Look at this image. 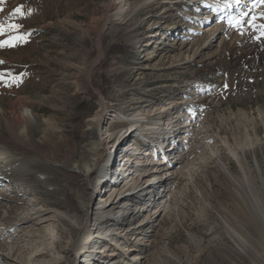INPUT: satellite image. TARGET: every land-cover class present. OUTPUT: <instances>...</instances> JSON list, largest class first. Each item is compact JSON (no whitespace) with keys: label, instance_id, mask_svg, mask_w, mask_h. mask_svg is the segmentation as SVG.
Returning <instances> with one entry per match:
<instances>
[{"label":"rangeland","instance_id":"374dc122","mask_svg":"<svg viewBox=\"0 0 264 264\" xmlns=\"http://www.w3.org/2000/svg\"><path fill=\"white\" fill-rule=\"evenodd\" d=\"M217 1L6 0L4 11L0 13V20H5L18 5H24V12L29 8L33 10L27 18L16 21L23 25L21 31H31L28 41L0 48V60L5 61L0 71L10 70L14 75L26 73L18 86L5 87L0 83V113L2 107L10 110L12 101L23 98L29 106L24 112L30 113L34 108L38 117L51 118L56 129L67 135L68 144L79 149L84 121L101 98L111 110L118 106L126 109L135 103H153V121L163 120L174 110L181 111L178 121L186 131L184 136L189 145L184 162L193 166V171L198 173L196 177L208 182L215 193L212 196L197 193L196 196L192 193L193 185L187 184L188 179L179 174L173 187L182 197L180 195L175 204L173 200L177 195L172 193L169 210L161 211L157 221L149 219L130 238L143 254L138 264H177L173 255L184 258L180 247L184 244L193 256H199L211 236L204 221L203 206L212 211L208 206L210 200L217 209L228 205L233 190L228 175L218 169L210 153L219 151L222 156H229L227 143L239 148L255 143V138L264 144V36H260V30L249 27L248 22L240 30L230 26L229 19L235 22V18L241 16L237 13L225 16L228 19L222 17L230 6L224 12V6L217 8L219 12L208 17L206 24L204 16L216 11ZM239 1L233 11H240L243 2L247 3V0ZM261 1L255 8L256 13H264V0ZM121 5L123 9L119 12ZM263 18L255 23L264 24ZM13 35L16 33L6 32L0 35V41ZM83 66L89 71L87 77L81 76L79 69ZM122 124L107 120L103 129ZM13 143L19 148L17 154L49 163L31 147L18 141ZM139 143L136 144L140 150ZM127 144L123 142L122 148L126 149ZM127 151L131 150L127 148ZM255 156L264 177V149L256 151ZM227 159L234 176L239 181L243 179V185H250L252 180H245L238 172L236 161ZM248 163L254 164L250 154ZM54 167L57 171L50 175L51 185L31 193L23 190V195L18 197L31 214L34 210L30 202H35L36 208H45L47 202L65 209L66 195L75 199L81 194L79 178L66 169H58L57 165ZM170 185L172 187V183ZM8 187L1 184L0 194L13 195L7 192ZM167 187L168 183L160 188ZM106 195V192L101 194L100 199H105ZM151 206L143 208L140 215ZM5 207H0L1 217L7 216ZM50 221L40 222V228L35 227L34 232H27L28 224L9 231L11 238H7V244L0 239V256H3L0 264H34L37 259L39 264H47L40 251H47V259L51 258L49 250L53 243L48 236L51 237L54 218ZM190 234L195 240L200 239L198 247L190 241ZM29 235L31 237L27 238ZM12 240L19 249L14 253L9 248ZM96 245H101L100 240ZM260 251L264 252L262 248ZM104 257L105 254L98 259ZM261 258L264 260V254ZM124 261L129 264L135 260Z\"/></svg>","mask_w":264,"mask_h":264},{"label":"bare ground","instance_id":"6f19581e","mask_svg":"<svg viewBox=\"0 0 264 264\" xmlns=\"http://www.w3.org/2000/svg\"><path fill=\"white\" fill-rule=\"evenodd\" d=\"M259 1L247 0L240 11H233L235 4L238 5L240 1L218 0L216 11L208 12L204 21L223 6L222 12L229 6L230 10L222 17L247 13L245 22L261 21L264 13H256L255 9L262 3ZM118 9L122 11V5ZM205 23L208 24V21ZM79 70H82V77H87L89 71L84 66ZM12 102L10 110L1 106L0 113V185H9L7 192L13 193L0 194V207L6 206L7 211L6 217L0 216V239L7 244V238H11L9 231L25 228L24 225L28 224L30 227L27 232H34L33 229L39 227L40 222H49L53 217L55 223L50 231L51 237L48 236L53 243V248L49 250L51 258L47 259V251H40L42 260L47 264H125L124 260L129 258L135 260L129 264H138L143 254L134 247L130 238L149 219L157 221L161 211L169 210L172 193L177 195L173 200L176 204L181 193L174 190L173 184L179 174L188 179L187 184L193 185L195 189L192 193L196 196L197 193L201 196L215 193L208 182H201L202 179L196 177L198 173L193 171V166L184 162L189 145L184 136L186 131L178 121L182 115L180 110L172 111V115L167 113L163 120L153 121V103H135L126 109L118 106L111 110L101 98L94 112L84 121V132L77 149L68 144L67 135L56 129L57 125L51 118L38 117L34 108L30 109V113L24 112V108L29 106L23 98ZM107 120L123 124L104 130L103 124ZM129 135L131 137L125 139ZM13 141L31 147L33 152L45 157L49 163L17 154L19 148L13 145ZM254 141L239 148L230 147L225 141L229 156H222L219 151L210 153L218 169L231 180V203L217 209L215 202L210 200L208 206L213 212L203 206L204 221L211 231L208 244L197 257L190 253L186 244L180 246L184 258L178 259L174 254L173 259L178 260L177 264H264L261 258L264 252L260 251V248L264 250V177L258 169L255 156L256 151L264 149V144L257 138ZM123 142L128 143L126 149L122 148ZM136 143L141 145L140 150ZM127 148L131 151H127ZM116 152L117 156L114 157ZM248 154L253 156V166L248 163ZM228 157L236 161L238 172L245 180H252L250 185H243V179L239 181L229 170ZM54 165L79 178L81 194L75 199L66 195L65 209L50 206L47 202L45 208H36L35 202H30L29 206L34 210L31 214L18 197L23 195V190L31 193L37 188L44 189L51 185L53 181L50 175L54 170L57 171ZM163 170L167 173L163 174ZM39 174L44 175L43 178ZM167 183V189L160 188L162 185L167 186ZM105 185L109 187L105 188ZM105 192L106 198L100 199ZM149 204L152 205L149 211H143L140 215ZM19 210L21 213H18ZM53 236L56 241L52 240ZM98 240L101 243L99 246L96 245ZM190 241L198 247L200 239L195 240L190 234ZM9 245L12 253L19 251L14 240ZM102 253L105 257L98 259V256L103 257ZM39 263L37 259L34 264Z\"/></svg>","mask_w":264,"mask_h":264},{"label":"snow or ice","instance_id":"6c2138e0","mask_svg":"<svg viewBox=\"0 0 264 264\" xmlns=\"http://www.w3.org/2000/svg\"><path fill=\"white\" fill-rule=\"evenodd\" d=\"M6 0H0V13L4 11L3 5ZM239 2V0H237ZM24 5H18L12 9V11L8 14L5 20H0V35L5 34L6 32H13L16 35L10 36L8 40L0 41V48L5 46L14 47L16 44L26 43L28 41V37L31 35V31L23 32V25L16 22L18 19H25L27 16H30L33 12L31 8L28 9L27 12L23 11ZM248 14L245 13L242 16L235 18V22L233 19H229V25L235 27L237 30H240L243 24L245 23L244 17ZM248 26L253 30H260V36H264V24L257 25L254 20L248 21ZM259 39V37H257ZM5 61L0 60V65H3ZM26 75V73H20L19 75H14L10 70L0 71V83H2L5 87H11L13 85L18 86L22 83V77ZM227 87V85H225Z\"/></svg>","mask_w":264,"mask_h":264},{"label":"trees","instance_id":"16d2710c","mask_svg":"<svg viewBox=\"0 0 264 264\" xmlns=\"http://www.w3.org/2000/svg\"><path fill=\"white\" fill-rule=\"evenodd\" d=\"M112 49H113V47H112ZM112 49H110V50H112Z\"/></svg>","mask_w":264,"mask_h":264}]
</instances>
